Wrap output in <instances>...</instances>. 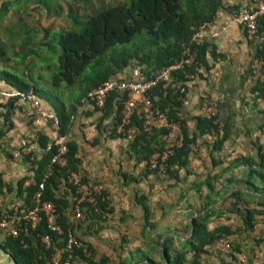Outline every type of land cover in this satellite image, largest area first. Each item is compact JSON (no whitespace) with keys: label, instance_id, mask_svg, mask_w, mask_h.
Here are the masks:
<instances>
[{"label":"trees","instance_id":"trees-1","mask_svg":"<svg viewBox=\"0 0 264 264\" xmlns=\"http://www.w3.org/2000/svg\"><path fill=\"white\" fill-rule=\"evenodd\" d=\"M84 4H87L82 0ZM128 1V2H127ZM107 8L95 10L93 14L85 17L82 22L79 14L70 6L68 19L71 24L82 25L83 30L78 32L72 29L63 30L57 36L59 51L56 55L57 67L51 71L49 78L39 72L34 77V65L26 64L22 72L0 70V81L6 87L14 88L24 93H33L41 99L47 107L52 109L58 118V132L67 136L68 150L65 153V164L52 163L51 158L56 153L57 146L50 141L41 131L35 134L36 141L41 148L38 152L22 154V162L26 163L32 172L35 183L25 185L29 175L20 177L15 184L3 180L0 173V194L9 195L11 198L22 201L28 206L35 204L34 195L38 191V183L44 180V188L41 192V202L51 201L55 207L54 223L63 230L59 234L49 226L46 215L41 214L40 221L32 227L29 223L21 221L22 230L16 236H6L0 239V252L4 254L5 261L0 264H45L56 249L64 246L66 233L71 230L82 246L73 247L72 261L84 262L85 264H128L126 260H119L110 254L96 253L92 246L82 239L78 230L82 228L90 230L99 227V221H106V216L112 212L105 191L95 194L94 202L83 200L79 207L84 215L82 220H72L71 215L75 211L76 199L80 197L76 187L68 181L71 172L81 174L82 182H89L82 173L81 160L78 157L76 143L68 138V132L73 125L78 107L91 104L88 93L98 87L103 81L119 78L118 73L127 68L139 66L145 76L162 67L172 64L182 57L185 47L191 45V37L200 25L210 22L217 12L223 8L225 0H127ZM3 4H6L3 2ZM6 5L0 12V21L4 18ZM264 30V23H260L259 32ZM50 40V39H49ZM47 41V46H55ZM210 45L203 41L197 46V59L201 65L208 69L206 53L214 54ZM34 51V49H30ZM57 52V51H55ZM264 52V42L258 51ZM0 54L5 55L3 45L0 43ZM47 55L44 56V59ZM1 57V56H0ZM46 60V59H45ZM199 66L194 64L190 67H181L171 72L173 79L180 82H188L186 73L193 72L196 78L201 76ZM17 68V67H14ZM28 69V72H24ZM49 65L46 64L45 72ZM41 70V68H40ZM44 70V69H42ZM264 70V69H263ZM39 82L48 83L49 88L45 91ZM253 94L264 99V78L255 84ZM155 105L164 111L170 120L180 121L182 124L183 141L181 146L175 147L172 154L163 162H158L155 168L149 167V159L155 153H161L164 149L165 129L155 128L152 134L147 135L143 130V119L134 113L130 125L135 128L133 139L129 146L136 161H144L146 164L145 174L161 173L169 178L178 180V170L186 168L189 163L190 147L198 136L213 134V150L220 151L225 141L230 136L228 122L217 116H197L196 131L188 132L185 126V118L182 116V103L179 100L178 91L171 88L156 86L151 91ZM123 94L112 91L106 98L101 122L110 117L109 125L111 136H123L116 131L118 114L122 107ZM22 99L12 97L0 99V138L12 127V113L17 102ZM23 101V100H22ZM34 115H32V120ZM218 119V121H216ZM50 145L49 149L46 147ZM5 156L10 158L12 154L5 151ZM247 163L250 167L249 175L258 174L264 179V154L258 155V161L251 158H236L231 163ZM258 165V169L254 167ZM47 177H45V175ZM45 178V179H44ZM248 182V181H247ZM209 189H212L210 178L206 180ZM251 184V181H249ZM252 185V184H251ZM254 186V185H253ZM257 189V187H252ZM63 191V192H61ZM70 194V198H68ZM241 191H233L230 198L233 199L229 211L240 210L238 202ZM209 197V196H208ZM145 211V221H149L150 212L146 204V197L141 196L138 200ZM213 200L209 199L207 205ZM244 213L241 223L238 225L220 224L213 227L209 225V218L213 209L205 211L192 218L190 230L186 238L179 246L175 245L172 237H165L162 241L157 240V247L161 252L159 261L149 254L137 249V261L133 264H203L202 257L208 253L209 246L214 240L221 237L233 238L232 248L234 251L243 252L237 242L238 235L242 231L251 233L257 225L256 215L264 217V202L259 203L262 209L244 203ZM257 206V205H256ZM224 211L220 212L223 213ZM101 228V227H100ZM99 229V228H98ZM48 236L49 246L42 241ZM160 238V237H159ZM254 244L264 246V237L254 238ZM86 247V251L84 250ZM161 248V249H160ZM252 250V248H250ZM98 255V256H96ZM66 254L63 255V257ZM222 264H233L231 259L224 260Z\"/></svg>","mask_w":264,"mask_h":264},{"label":"crops","instance_id":"crops-1","mask_svg":"<svg viewBox=\"0 0 264 264\" xmlns=\"http://www.w3.org/2000/svg\"><path fill=\"white\" fill-rule=\"evenodd\" d=\"M66 1L0 0V12L4 5L7 6L3 21H0V43L5 51L4 56L0 54V70L22 72L26 64L31 66L38 59L45 61L47 32L68 30L69 6ZM242 1L225 0L223 8L209 22L210 34L216 35H208L204 41L214 54L206 53L209 68L203 67L201 76L190 82V104L182 105V116L190 134L196 131L195 117L201 116L203 102L208 101L217 106L219 117L228 122L230 136L220 151L212 148L213 134L198 136L191 144L188 166L178 170V180L161 173L145 174V162L136 161L123 136H111L109 125L104 119L101 122L100 112L89 103L78 107L68 138L76 143L83 159L82 173L94 192H106L112 208L106 221H99V227L78 230L98 255L106 253L120 257L117 261H127L141 249L159 261L161 252H158L157 240L174 237L175 245L179 246L190 230L193 217L213 209L210 227L238 225L245 202L262 209L258 205L264 202V179L255 173L250 176L247 163H231L242 157L258 161L259 153L264 154V99L252 91L264 78L263 72L254 65L262 48L263 33L248 38L243 27L233 20L232 15ZM13 20L22 26V32L18 33L17 26L12 27ZM134 68L124 69L118 76L133 78ZM33 70L35 74V68ZM0 86L6 87L2 81ZM32 115L30 102H17L12 113L13 127L0 138V173L6 182L15 184L20 177L30 175L22 157H16L22 137L33 140L41 131L50 141L54 139L49 122L35 125ZM5 151L12 156H5ZM254 167L259 168L258 165ZM207 178H210L212 189L206 183ZM253 185L257 189H253ZM238 190L242 193L238 202L240 210L229 211L233 201L230 194ZM141 196L146 197L151 225L146 224L143 205L138 202ZM209 199L213 202L206 206ZM255 220V230L251 233L242 231L236 236L237 242L251 264H264V246L255 245L253 240L264 237V217L256 215ZM221 257L228 260L225 254L208 248L202 262L222 264Z\"/></svg>","mask_w":264,"mask_h":264},{"label":"built area","instance_id":"built-area-1","mask_svg":"<svg viewBox=\"0 0 264 264\" xmlns=\"http://www.w3.org/2000/svg\"><path fill=\"white\" fill-rule=\"evenodd\" d=\"M233 20L240 24L246 36L248 38H254L259 33H263L264 42V30L259 32L260 23H264V0H243L240 7L235 10L232 15ZM209 22L203 23L193 33L191 37V45L185 47L182 57L179 60H175L172 64L162 67L157 71L152 72L148 76H145L139 66L134 68V77H119L116 79H108L103 81L98 87L93 88L88 93V99L92 106L103 114L106 98L112 91H117L123 94L122 107L118 114V121L115 126L118 133H122L125 140L128 142L133 139L135 128L130 125L131 118L134 113H137L143 119V130L147 135L152 134L155 128L165 129L164 134V149L161 153L153 154L149 159V167L155 168L158 162L165 161L175 147L181 146L183 141L182 124L180 121H173L167 116V114L155 105L152 100L151 91L158 85L162 88H171L178 91L179 100L183 106L190 104L189 84L196 79V74L193 72L186 73L188 82H180L172 78L171 72L181 67H190L197 64L199 72L203 73L204 68L201 62L198 61L197 46L200 45L205 37L208 35L215 36L216 33L209 32ZM255 67L260 69L264 75V52L257 54L255 58ZM12 97H19L22 100H26L31 103L34 119L33 123L38 125L41 122H49L52 131L54 132L53 143L57 146L56 153L51 158L52 163L65 164V153L68 150L67 136L58 132V118L54 111L47 107L45 103L39 99L33 93H24L14 88H6L0 86V99H9ZM202 116H217L218 108L215 104L208 101L203 102L201 108ZM110 117L104 118V123H110ZM218 121V119H216ZM50 145L46 148L49 149ZM39 147L36 139L30 140L22 137L19 140L17 155L20 157L22 154H30L32 152H38ZM39 153V152H38ZM83 162L82 157L77 154ZM32 172L30 171V176ZM48 174L45 175L47 177ZM45 179V178H44ZM68 181L76 187V191L80 197L76 199L75 211L71 215L72 220H82L84 215L79 207V204L85 199L90 202H94L95 194L94 189L90 182H82L81 174L71 172ZM35 183L34 178L25 180V185ZM44 180L38 183V191L34 195L35 204L28 206L22 201L12 196L7 198V195L0 194V239L6 236H16L20 231H27V228H21V221L29 223L34 227L44 214L48 218L49 226L56 230L59 234L63 233L61 227L54 223L55 207L51 201L41 202V192L44 188ZM257 237L256 239H258ZM42 241L49 246V238L45 236ZM82 246L76 236L71 230L66 233V241L64 246L56 249L49 258L46 259L45 264H77L73 262L72 252L73 247ZM214 252L225 254L227 259H231L233 264H251L249 257L240 251H234L232 248V239L225 236L213 241L209 246ZM86 251V247H84ZM66 256L63 257V255ZM32 264H38L34 262Z\"/></svg>","mask_w":264,"mask_h":264},{"label":"rangeland","instance_id":"rangeland-1","mask_svg":"<svg viewBox=\"0 0 264 264\" xmlns=\"http://www.w3.org/2000/svg\"><path fill=\"white\" fill-rule=\"evenodd\" d=\"M54 2H56L57 0H53ZM124 1H127V0H87L85 1L87 4H84V2L82 0H68L66 1V3L68 4V6L72 7L77 14H79V18L82 22L85 21V17L90 14H93L94 12H96L95 10L98 11V9H102V8H107L109 6H113L117 3H120V2H124ZM49 2V1H48ZM128 2V1H127ZM3 21V19H2ZM1 23V22H0ZM72 22L69 23L68 25V28L67 29H72L74 31H82L83 30V26L82 25H74V24H71ZM11 25L13 28H15L16 26V30L18 31V33L22 32V26H20L18 24V22L16 20H13L11 22ZM63 30H66V28H64ZM62 30V31H63ZM61 31V32H62ZM60 32H51L50 30L47 32V36L46 38H49L50 40V43L55 45L54 47L53 46H46L44 50H46V57H45V61L43 60H35V62H33V65H34V68H35V74H34V77L37 78L38 77V74L39 72L43 73L44 74V77L45 78H49L50 76V73L51 71H54V69H56L57 67V59H56V55L59 51V47H58V44H57V36ZM9 38V36H7ZM13 38H16V37H13ZM57 51V52H55ZM49 65V68L48 69V72H45V66ZM41 68V70H40ZM44 69V70H42ZM37 70V71H36ZM39 85L41 86V88H43L45 91H47V89L49 88V84L48 83H45V82H39ZM17 153V152H16ZM20 155L16 154V157H19ZM4 159V158H3ZM4 161L6 162V160L4 159ZM258 184V182H256ZM259 188V187H258ZM167 232V231H166ZM165 234H163V236H165ZM172 239H175L174 237H172ZM182 240H180L181 242ZM183 242V241H182ZM159 252V250H158ZM221 254V253H220ZM98 256V255H96ZM138 257H136V255L134 256V261H137ZM5 256L4 254H2L0 252V263H3V261H5ZM127 262L128 264H133L132 263V259L128 258L127 259ZM79 264H85L84 262H78Z\"/></svg>","mask_w":264,"mask_h":264}]
</instances>
